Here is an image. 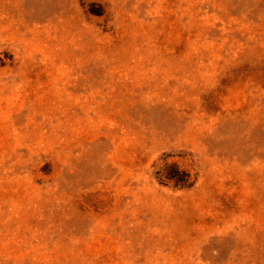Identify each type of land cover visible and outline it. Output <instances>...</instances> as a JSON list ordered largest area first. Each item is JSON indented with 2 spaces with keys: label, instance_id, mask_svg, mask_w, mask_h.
<instances>
[{
  "label": "rangeland",
  "instance_id": "374dc122",
  "mask_svg": "<svg viewBox=\"0 0 264 264\" xmlns=\"http://www.w3.org/2000/svg\"><path fill=\"white\" fill-rule=\"evenodd\" d=\"M0 264H264V0H0Z\"/></svg>",
  "mask_w": 264,
  "mask_h": 264
},
{
  "label": "trees",
  "instance_id": "16d2710c",
  "mask_svg": "<svg viewBox=\"0 0 264 264\" xmlns=\"http://www.w3.org/2000/svg\"><path fill=\"white\" fill-rule=\"evenodd\" d=\"M173 183H174V186H179V187H185V186L190 185V184H185L184 182H177V181H174Z\"/></svg>",
  "mask_w": 264,
  "mask_h": 264
}]
</instances>
